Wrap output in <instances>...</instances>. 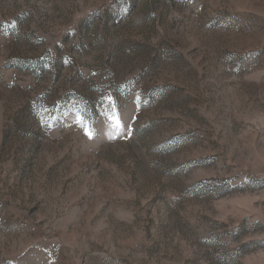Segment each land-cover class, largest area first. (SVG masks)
<instances>
[{"label": "rangeland", "instance_id": "rangeland-1", "mask_svg": "<svg viewBox=\"0 0 264 264\" xmlns=\"http://www.w3.org/2000/svg\"><path fill=\"white\" fill-rule=\"evenodd\" d=\"M0 264H264V0H0Z\"/></svg>", "mask_w": 264, "mask_h": 264}, {"label": "snow or ice", "instance_id": "snow-or-ice-1", "mask_svg": "<svg viewBox=\"0 0 264 264\" xmlns=\"http://www.w3.org/2000/svg\"><path fill=\"white\" fill-rule=\"evenodd\" d=\"M89 134H91V133H89Z\"/></svg>", "mask_w": 264, "mask_h": 264}]
</instances>
